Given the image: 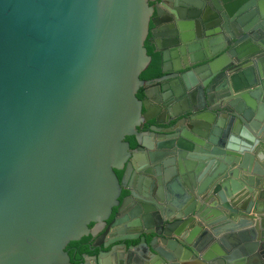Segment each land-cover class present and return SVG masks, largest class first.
Here are the masks:
<instances>
[{
  "label": "water",
  "instance_id": "95a60500",
  "mask_svg": "<svg viewBox=\"0 0 264 264\" xmlns=\"http://www.w3.org/2000/svg\"><path fill=\"white\" fill-rule=\"evenodd\" d=\"M149 36L165 75L174 63L183 71L206 62L176 82L199 89L193 106L198 93L211 109L182 134L138 131ZM127 136L151 162L177 138L181 150L163 176L169 191L193 205L217 199L201 218L225 223L213 227L221 237L205 254L181 235L187 221L156 232L166 248L146 241L152 231L113 244L138 241L129 254L182 261L175 264H264V0H0V264H72L67 245L131 200L120 204L116 174L132 157ZM104 254L83 264H108Z\"/></svg>",
  "mask_w": 264,
  "mask_h": 264
},
{
  "label": "flooded vegetation",
  "instance_id": "af4514ba",
  "mask_svg": "<svg viewBox=\"0 0 264 264\" xmlns=\"http://www.w3.org/2000/svg\"><path fill=\"white\" fill-rule=\"evenodd\" d=\"M151 5H153V3H151ZM148 39L151 40V36H149ZM178 51L180 56L176 59L179 60L180 65L184 67L183 55L180 52V48ZM205 63L206 62H201L195 66L190 65L189 68L183 71L176 70V64L174 63L173 69L170 70L168 75L163 73V75L157 79L144 80L145 82H149V84L146 85L145 88H141L137 96L140 100L147 103L148 108L143 110L146 118L138 127L140 133L154 139L157 135L162 134L159 133L160 129V131H173L174 133L182 134L183 130L189 129V126H194L196 122L203 120L200 115L211 111L208 102L206 101L203 104L200 95L197 93L196 98L198 104L197 107H195L192 105L189 98V95L193 91L199 92V89L196 90L194 87L189 89L184 83L176 82L178 79H181L180 77L183 72L194 70L199 66H203ZM165 77L167 78L165 79ZM169 83H171L172 86L170 87L172 88L169 87L168 91H156L157 88L160 89L161 87L170 85ZM146 89L150 90L147 96L144 94ZM195 108L198 110L195 111ZM175 140L176 146L169 150L168 155L162 157L157 155L155 156L156 162H151V156L148 154V151L141 150L135 137H126L125 141L130 144L132 157L129 159L130 162L125 168L123 170H117L116 174L122 185V193L119 197L120 204L122 205L127 198H131V200L124 205L121 211H119V206L114 207L111 216L103 225L91 223L89 225L91 231L88 236H84L80 240L70 242L67 245L65 250L69 254L72 264H83L86 262V256L93 257L100 252L105 253L102 260L108 264H138V258L142 260L140 264H175V262H182L181 260L176 261L174 259L169 262L161 255L152 257L150 253H144V255L135 253L132 255L129 254V248L131 247L132 249L137 246L139 244L138 241L127 242V249H125L117 247V244H113L111 240L122 235H139L141 238L144 236V232L152 231L155 233L149 234L148 236L146 235V241H153L157 248H166L168 244L162 241L164 234L161 233L158 235L156 232L162 228L164 232V230H169L171 226L173 230H176L186 221L188 224L186 223L185 229L181 231V235L185 239H189L193 244H196V247L202 250L201 254L208 253L209 250L214 248L212 247L213 244L219 240L221 235L214 236L213 227L223 225L225 222L221 221L211 225L208 213L206 220H203L201 216L205 211L209 210V213H211L213 208H218L219 201L217 199L208 200L210 196H207L204 198L202 197L203 199H198V201L196 199L197 204L193 205L190 198L187 200L185 197L175 198L164 181L163 176L166 168V161L176 160L178 151L181 150L177 145V138H175ZM172 166H174L173 163L169 165L170 168H172ZM158 167L160 172H158ZM176 177L177 175L172 176V178ZM160 178L162 180L161 182L159 180ZM217 185L214 184L213 187H208L209 189L207 192L215 189ZM131 191H134L137 196H131ZM162 191L165 192L164 200H161L158 195V193ZM185 191L187 194H190L187 187ZM176 199H178V202L181 204L186 203V208L181 209L178 208L176 204H173L174 201H177ZM145 204L151 206L153 209L148 211L146 207H144ZM190 206H193V208ZM137 208H140V213ZM131 215L136 216L135 219H131ZM145 215H150L146 220V225L143 220V216ZM126 216L129 217L128 220H126ZM136 219L141 222L139 224H129ZM117 220L121 221L118 223ZM124 228H128L129 230L122 233ZM192 230H195V234L190 236ZM115 246L116 250L113 249ZM86 248L89 250V253L82 252V250ZM194 258L198 257L193 256L188 262H192ZM90 261L92 262V259H90Z\"/></svg>",
  "mask_w": 264,
  "mask_h": 264
},
{
  "label": "trees",
  "instance_id": "16d2710c",
  "mask_svg": "<svg viewBox=\"0 0 264 264\" xmlns=\"http://www.w3.org/2000/svg\"><path fill=\"white\" fill-rule=\"evenodd\" d=\"M145 45L148 49V54L152 58V61L149 67L147 68V70L141 74V79L142 80L157 79L163 75L161 56L158 52L155 51V46L152 44L150 39H147ZM82 252L89 253V250L86 248L83 249Z\"/></svg>",
  "mask_w": 264,
  "mask_h": 264
},
{
  "label": "crops",
  "instance_id": "0c3cea01",
  "mask_svg": "<svg viewBox=\"0 0 264 264\" xmlns=\"http://www.w3.org/2000/svg\"><path fill=\"white\" fill-rule=\"evenodd\" d=\"M259 1L260 0H257V2H259ZM245 12H247V11H245ZM253 19H254V17L250 18L248 23H251L253 21ZM254 26H255V29H261L263 27V25H260L259 22H256V24ZM260 37H262V36L260 35Z\"/></svg>",
  "mask_w": 264,
  "mask_h": 264
}]
</instances>
